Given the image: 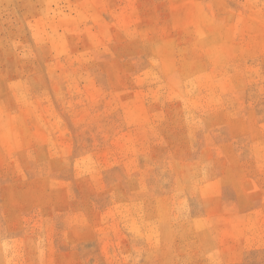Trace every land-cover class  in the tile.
Segmentation results:
<instances>
[{
    "label": "rangeland",
    "instance_id": "1",
    "mask_svg": "<svg viewBox=\"0 0 264 264\" xmlns=\"http://www.w3.org/2000/svg\"><path fill=\"white\" fill-rule=\"evenodd\" d=\"M0 264H264V0H0Z\"/></svg>",
    "mask_w": 264,
    "mask_h": 264
}]
</instances>
